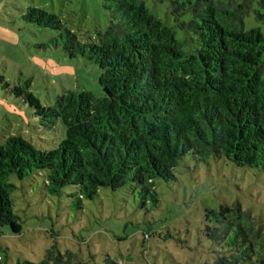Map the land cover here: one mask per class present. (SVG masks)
<instances>
[{
  "label": "trees",
  "instance_id": "obj_1",
  "mask_svg": "<svg viewBox=\"0 0 264 264\" xmlns=\"http://www.w3.org/2000/svg\"><path fill=\"white\" fill-rule=\"evenodd\" d=\"M109 25L95 40L81 42L55 13L30 7L25 21L58 33L48 47L65 50L99 67L103 97L67 91L44 106L26 87L0 83L24 100L42 127L64 128L52 150H40L21 136L0 144V228L20 235L10 177L25 180L44 173V190L62 197L74 192V207L94 201L101 188L122 190L158 206L157 181L175 180L174 169L191 155L198 161L227 159L264 172V34L245 28L248 0H169L191 36L151 13L143 0H102ZM162 1V0H160ZM258 20L264 14L258 13ZM188 45L190 50H185ZM203 232L219 247L214 264H264V226L240 203L205 209ZM1 258V257H0ZM88 264L79 253L57 244L40 262ZM104 264H119L107 256Z\"/></svg>",
  "mask_w": 264,
  "mask_h": 264
},
{
  "label": "rangeland",
  "instance_id": "obj_2",
  "mask_svg": "<svg viewBox=\"0 0 264 264\" xmlns=\"http://www.w3.org/2000/svg\"><path fill=\"white\" fill-rule=\"evenodd\" d=\"M143 1L176 31L179 41L191 40L180 26L190 21V14L175 16L169 0ZM248 1L245 28H260L264 34V20L257 19L258 13L264 14V0ZM30 7L57 14L83 43L95 40L110 23L102 0H0V75L12 87L29 83L44 106L67 91L103 97L99 67L82 57L67 58L63 47H48L58 33L25 21ZM10 136L52 150L64 139V128L47 131L34 110L0 83V144ZM174 175L175 180L157 181L158 206L148 202L144 207L138 196L101 188L96 200H83L82 209L67 196L73 187L55 197L44 190V173L25 180L12 175L14 210L23 231L16 235L9 226L0 228V264L40 262L54 244L62 253H79L88 264H104L107 256L119 264H214L220 249L203 232L207 207L240 203L264 226L263 171L238 167L225 158L198 161L189 155Z\"/></svg>",
  "mask_w": 264,
  "mask_h": 264
}]
</instances>
